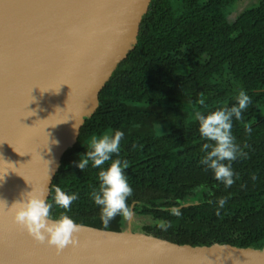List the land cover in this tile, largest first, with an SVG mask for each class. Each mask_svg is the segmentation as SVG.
I'll return each instance as SVG.
<instances>
[{"label":"trees","instance_id":"1","mask_svg":"<svg viewBox=\"0 0 264 264\" xmlns=\"http://www.w3.org/2000/svg\"><path fill=\"white\" fill-rule=\"evenodd\" d=\"M237 3L151 0L136 46L63 157L48 202L56 186L79 198L69 210L53 204V218L66 213L80 225L124 231L128 218L117 216L105 226L91 198L100 169L91 162L83 171L76 166L94 136L120 130L118 158L128 162L125 175L133 188L127 203L135 205V215L150 218L145 233L180 245L264 246V0L239 14ZM241 90L251 103L242 120L233 119L232 132L247 156L231 162L235 182L226 187L200 163L205 141L195 114L231 107ZM220 198L226 199L222 208ZM187 199L199 204L179 216L168 210Z\"/></svg>","mask_w":264,"mask_h":264},{"label":"water","instance_id":"2","mask_svg":"<svg viewBox=\"0 0 264 264\" xmlns=\"http://www.w3.org/2000/svg\"><path fill=\"white\" fill-rule=\"evenodd\" d=\"M150 3L0 0V264H264V248L180 245L134 231V207L127 230L82 225L78 244L60 252L13 222L22 193L46 189L48 199L64 155L136 46Z\"/></svg>","mask_w":264,"mask_h":264},{"label":"clouds","instance_id":"3","mask_svg":"<svg viewBox=\"0 0 264 264\" xmlns=\"http://www.w3.org/2000/svg\"><path fill=\"white\" fill-rule=\"evenodd\" d=\"M205 101L206 97L201 93L198 103L204 105ZM250 103V97L241 90L236 97V102L231 107L218 108L207 115L201 112L195 114L199 125L198 132L205 141L202 144V151L205 152V155L200 163L206 171L212 172L214 179L226 187H230L235 182L236 174L231 167V162L240 156H247V153H244L235 142L232 132L233 119L242 120L243 112ZM246 131L250 132L251 129H246ZM123 137L124 133L120 130L111 134L94 136L90 141L89 150L80 156L76 164L81 171L90 162L93 168L100 169L98 190H94L90 195L94 204L99 207L100 219L105 226L117 216L131 218L133 215L132 209L127 203L133 193V188L125 175L128 162L118 158L120 142ZM53 143L57 142L53 141ZM114 154L117 156L116 159H113ZM108 161H111L108 167H101ZM253 178L255 179V177ZM54 191L52 203L48 202L46 189L39 192L32 190L22 193L21 198L13 203L10 209L13 222L22 226L34 241L39 244H47L60 252L69 245L76 246L78 244L76 234L82 225L66 213H61L58 218L52 217L53 204L64 210H69L72 203L79 198L77 193L67 194L59 186H56ZM225 203V198H220L218 201L221 208ZM170 211L176 216L180 215V211L176 207ZM160 226L165 227L163 223Z\"/></svg>","mask_w":264,"mask_h":264},{"label":"rangeland","instance_id":"4","mask_svg":"<svg viewBox=\"0 0 264 264\" xmlns=\"http://www.w3.org/2000/svg\"><path fill=\"white\" fill-rule=\"evenodd\" d=\"M260 0H238V3L236 4V14L238 13H241L247 9H250L252 7H254L257 3H259ZM235 15H233L234 17ZM237 17V16H236ZM135 222H134V225L136 227H133L135 228L134 231H139L140 229H143L144 226L147 224V222H149L150 218H146V217H142V216H137L135 215ZM128 225H129V218H128V221L127 223L124 225V230H127L128 229Z\"/></svg>","mask_w":264,"mask_h":264},{"label":"flooded vegetation","instance_id":"5","mask_svg":"<svg viewBox=\"0 0 264 264\" xmlns=\"http://www.w3.org/2000/svg\"><path fill=\"white\" fill-rule=\"evenodd\" d=\"M190 201H191V200H190ZM192 202H195V201H192ZM193 205H194V204H193ZM179 206H181V205H179ZM179 206H176V208L179 207ZM191 206H192V205H191ZM133 207H135V205H133L132 208H133ZM172 208H173V207H170V208H168V210H170V209H172ZM161 209H164V208L162 207ZM165 209H166V208H165ZM183 209H184V208H183ZM179 210H180V209H179ZM134 212H135V211H134ZM141 216H142V217H146V216H144V215H141ZM149 223H150V222H147L146 225H148ZM152 225H155V223H154V224H151V226H152ZM263 248H264V246H263V247H255V249H263Z\"/></svg>","mask_w":264,"mask_h":264}]
</instances>
